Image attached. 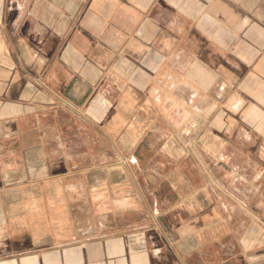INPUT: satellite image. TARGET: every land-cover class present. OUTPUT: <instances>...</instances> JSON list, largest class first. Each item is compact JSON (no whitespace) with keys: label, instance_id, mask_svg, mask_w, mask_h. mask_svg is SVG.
<instances>
[{"label":"crops","instance_id":"1","mask_svg":"<svg viewBox=\"0 0 264 264\" xmlns=\"http://www.w3.org/2000/svg\"><path fill=\"white\" fill-rule=\"evenodd\" d=\"M254 157L264 0H0V264H264Z\"/></svg>","mask_w":264,"mask_h":264},{"label":"rangeland","instance_id":"2","mask_svg":"<svg viewBox=\"0 0 264 264\" xmlns=\"http://www.w3.org/2000/svg\"><path fill=\"white\" fill-rule=\"evenodd\" d=\"M117 160H120L121 162H128V161H131L132 158L130 157H127V158H122V157H117L116 158ZM165 159V158H162V160ZM200 160V156H193L192 158V163H193V169H183L182 171H186L187 172V175H190L192 176V178L194 179H197L199 178V176L202 174V172L200 171V169H198L197 166L198 165V161ZM264 174V160H260L258 159H252V167L251 169L248 170V173L247 175L251 176V177H256L258 175H263ZM228 175H231V172L230 174H227L225 173V176H228ZM214 176H216V173H214Z\"/></svg>","mask_w":264,"mask_h":264}]
</instances>
